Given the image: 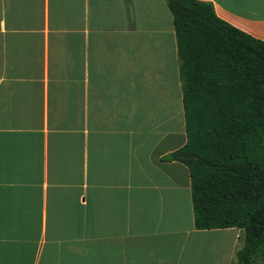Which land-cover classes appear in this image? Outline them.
I'll use <instances>...</instances> for the list:
<instances>
[{
    "label": "crops",
    "instance_id": "1",
    "mask_svg": "<svg viewBox=\"0 0 264 264\" xmlns=\"http://www.w3.org/2000/svg\"><path fill=\"white\" fill-rule=\"evenodd\" d=\"M264 40V0H202ZM166 0H0V264H233L194 227Z\"/></svg>",
    "mask_w": 264,
    "mask_h": 264
},
{
    "label": "trees",
    "instance_id": "2",
    "mask_svg": "<svg viewBox=\"0 0 264 264\" xmlns=\"http://www.w3.org/2000/svg\"><path fill=\"white\" fill-rule=\"evenodd\" d=\"M173 16L194 227H237L233 264H264V40L210 2L166 0Z\"/></svg>",
    "mask_w": 264,
    "mask_h": 264
},
{
    "label": "rangeland",
    "instance_id": "3",
    "mask_svg": "<svg viewBox=\"0 0 264 264\" xmlns=\"http://www.w3.org/2000/svg\"><path fill=\"white\" fill-rule=\"evenodd\" d=\"M242 237H243V236H241V242L243 241V240H242Z\"/></svg>",
    "mask_w": 264,
    "mask_h": 264
}]
</instances>
